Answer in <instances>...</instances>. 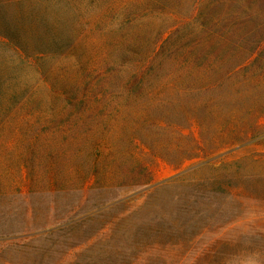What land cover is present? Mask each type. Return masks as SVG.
Wrapping results in <instances>:
<instances>
[{
    "label": "rangeland",
    "instance_id": "374dc122",
    "mask_svg": "<svg viewBox=\"0 0 264 264\" xmlns=\"http://www.w3.org/2000/svg\"><path fill=\"white\" fill-rule=\"evenodd\" d=\"M0 12V264H264V0Z\"/></svg>",
    "mask_w": 264,
    "mask_h": 264
},
{
    "label": "trees",
    "instance_id": "16d2710c",
    "mask_svg": "<svg viewBox=\"0 0 264 264\" xmlns=\"http://www.w3.org/2000/svg\"><path fill=\"white\" fill-rule=\"evenodd\" d=\"M1 1L5 2L6 0H1ZM1 16L2 14L0 12V32H3L2 27L7 28L6 26L7 24L1 21ZM0 37L7 39V41L4 40L6 43H10V37L8 35H5V33H0Z\"/></svg>",
    "mask_w": 264,
    "mask_h": 264
}]
</instances>
